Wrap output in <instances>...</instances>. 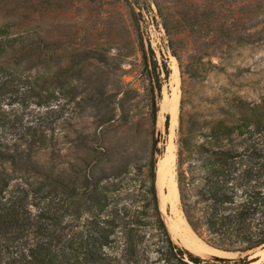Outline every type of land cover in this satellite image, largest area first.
<instances>
[{"label":"rangeland","instance_id":"1","mask_svg":"<svg viewBox=\"0 0 264 264\" xmlns=\"http://www.w3.org/2000/svg\"><path fill=\"white\" fill-rule=\"evenodd\" d=\"M9 20L31 51L1 102L7 126L44 131L47 145L33 156L53 174L91 173L101 184L125 177L123 203L139 192L129 177L146 173L155 148L157 172L174 165L178 186L183 125L206 131L235 100L264 94V0H0V25ZM151 51L168 78L151 77ZM165 178H157L160 206L173 239L187 247L172 232L185 216L180 192L169 196ZM203 222V235L195 233L222 253L187 248L207 264L264 262V245L242 256L212 245Z\"/></svg>","mask_w":264,"mask_h":264},{"label":"trees","instance_id":"2","mask_svg":"<svg viewBox=\"0 0 264 264\" xmlns=\"http://www.w3.org/2000/svg\"><path fill=\"white\" fill-rule=\"evenodd\" d=\"M26 37L10 20L0 25V264H207L169 231L157 186L158 149L146 173L129 177L139 180V192L128 193L131 201L123 203L125 177L101 184L91 173L53 174L33 156L35 148L47 145L44 131L27 127L16 133L7 126L1 102L31 51ZM144 63L151 77H169L167 64L160 65L154 51L144 54ZM161 87L158 82L160 92ZM32 129L34 136L28 137ZM200 130L183 125L179 138L178 186L187 221L202 236V218L215 240L211 244L225 251L261 247L264 94L258 101L235 100L223 119ZM150 253L159 256L151 259Z\"/></svg>","mask_w":264,"mask_h":264},{"label":"bare ground","instance_id":"3","mask_svg":"<svg viewBox=\"0 0 264 264\" xmlns=\"http://www.w3.org/2000/svg\"><path fill=\"white\" fill-rule=\"evenodd\" d=\"M174 76L177 77V74L174 73ZM173 118L172 120H176L177 116V108L175 107L173 110ZM176 123V122H175ZM173 156L169 157V160H172ZM166 176V184L168 187V194L169 196H179V189L177 186L176 181V169L175 166L172 165L169 168H167V171L164 172L163 168L161 167L160 170L157 172V178L162 179V176ZM163 194V193H162ZM174 229L172 232L181 239L182 243L186 245L189 248L192 249H199L208 251L211 253L221 254L222 252H219L218 250L206 245L199 236L194 232V230L191 228L190 224L188 223L185 216H182L179 222V226H174Z\"/></svg>","mask_w":264,"mask_h":264},{"label":"water","instance_id":"4","mask_svg":"<svg viewBox=\"0 0 264 264\" xmlns=\"http://www.w3.org/2000/svg\"><path fill=\"white\" fill-rule=\"evenodd\" d=\"M157 167H158V163H157ZM158 186V185H157ZM168 226V225H167ZM169 228V227H168ZM170 231V230H169ZM171 233V232H170ZM179 243V242H178ZM262 247V246H261ZM187 248V247H186ZM188 249V248H187ZM260 249V247H258V248H255V249H253V250H248V251H239V252H227V251H225L226 253H230V254H238L239 256H242L243 254H246V253H248V252H253V253H256V251L257 250H259ZM261 249H263V248H261ZM190 250V249H189ZM193 252V251H192ZM210 256H212L213 257V259H215V260H217V259H234V257L233 256H220V255H210ZM263 263V262H262ZM259 264H261V263H259Z\"/></svg>","mask_w":264,"mask_h":264}]
</instances>
